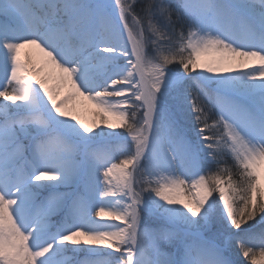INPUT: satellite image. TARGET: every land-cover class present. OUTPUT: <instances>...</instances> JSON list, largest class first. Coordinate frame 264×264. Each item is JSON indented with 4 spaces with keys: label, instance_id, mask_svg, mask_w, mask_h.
<instances>
[{
    "label": "snow or ice",
    "instance_id": "6c2138e0",
    "mask_svg": "<svg viewBox=\"0 0 264 264\" xmlns=\"http://www.w3.org/2000/svg\"><path fill=\"white\" fill-rule=\"evenodd\" d=\"M0 264H264V0H0Z\"/></svg>",
    "mask_w": 264,
    "mask_h": 264
},
{
    "label": "bare ground",
    "instance_id": "6f19581e",
    "mask_svg": "<svg viewBox=\"0 0 264 264\" xmlns=\"http://www.w3.org/2000/svg\"><path fill=\"white\" fill-rule=\"evenodd\" d=\"M92 114L93 112L90 105H87L86 109L81 112L82 118H84L86 122L90 119Z\"/></svg>",
    "mask_w": 264,
    "mask_h": 264
},
{
    "label": "rangeland",
    "instance_id": "374dc122",
    "mask_svg": "<svg viewBox=\"0 0 264 264\" xmlns=\"http://www.w3.org/2000/svg\"><path fill=\"white\" fill-rule=\"evenodd\" d=\"M94 109H92V112L94 113ZM92 119H93V114L91 115V117H90V119L87 121L88 123H91V121H92Z\"/></svg>",
    "mask_w": 264,
    "mask_h": 264
},
{
    "label": "trees",
    "instance_id": "16d2710c",
    "mask_svg": "<svg viewBox=\"0 0 264 264\" xmlns=\"http://www.w3.org/2000/svg\"><path fill=\"white\" fill-rule=\"evenodd\" d=\"M229 163H230V161H229Z\"/></svg>",
    "mask_w": 264,
    "mask_h": 264
}]
</instances>
